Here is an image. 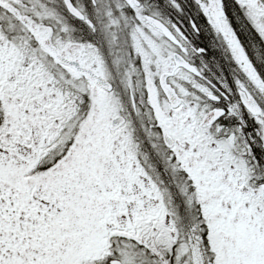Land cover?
I'll list each match as a JSON object with an SVG mask.
<instances>
[{
	"label": "snow or ice",
	"instance_id": "6c2138e0",
	"mask_svg": "<svg viewBox=\"0 0 264 264\" xmlns=\"http://www.w3.org/2000/svg\"><path fill=\"white\" fill-rule=\"evenodd\" d=\"M0 264H264V0H0Z\"/></svg>",
	"mask_w": 264,
	"mask_h": 264
}]
</instances>
